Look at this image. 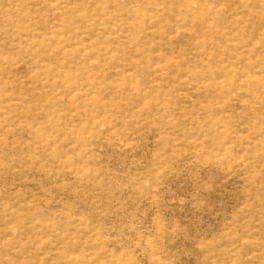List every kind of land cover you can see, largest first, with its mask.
I'll use <instances>...</instances> for the list:
<instances>
[{"label":"rangeland","instance_id":"rangeland-1","mask_svg":"<svg viewBox=\"0 0 264 264\" xmlns=\"http://www.w3.org/2000/svg\"><path fill=\"white\" fill-rule=\"evenodd\" d=\"M0 264H264V0H0Z\"/></svg>","mask_w":264,"mask_h":264}]
</instances>
